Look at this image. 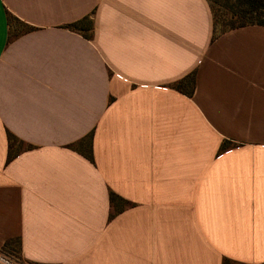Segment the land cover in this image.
<instances>
[{
	"label": "crops",
	"instance_id": "1",
	"mask_svg": "<svg viewBox=\"0 0 264 264\" xmlns=\"http://www.w3.org/2000/svg\"><path fill=\"white\" fill-rule=\"evenodd\" d=\"M212 31L207 0H0V252L264 264V26Z\"/></svg>",
	"mask_w": 264,
	"mask_h": 264
},
{
	"label": "trees",
	"instance_id": "2",
	"mask_svg": "<svg viewBox=\"0 0 264 264\" xmlns=\"http://www.w3.org/2000/svg\"><path fill=\"white\" fill-rule=\"evenodd\" d=\"M237 8V10L234 13V16L238 17V21H232L231 24L226 28L219 31L215 30V26L213 23V31H212V38L217 36L219 33L227 30V29H233L236 27H241L245 25H262L264 26V0H232ZM16 19L12 17L11 15L7 14V21L8 23H13ZM82 21H87L88 25L85 27V30H82L83 36L89 38L90 37V21L88 19H84ZM82 21H76L74 23H71L69 25H66L67 28L73 29V30H79V24ZM32 27L25 25L23 27V30H31ZM175 89L178 91L184 93L185 95L190 96L192 94L193 88H194V71L190 72L186 77L182 78L181 80L175 82L172 85ZM89 138V137H88ZM89 140V139H88ZM7 141L8 144H11L12 141H14V137L12 135L7 134ZM85 156L89 159H91V152L90 147L88 144V148L86 150ZM10 157V154L8 155ZM109 199L112 205L121 206L127 205L128 203L121 199L116 194L110 192ZM11 246L8 248V251H13L17 253L18 248V241L15 240L12 243H10Z\"/></svg>",
	"mask_w": 264,
	"mask_h": 264
},
{
	"label": "rangeland",
	"instance_id": "3",
	"mask_svg": "<svg viewBox=\"0 0 264 264\" xmlns=\"http://www.w3.org/2000/svg\"><path fill=\"white\" fill-rule=\"evenodd\" d=\"M207 2L210 7L216 31L226 29L232 21L239 20L238 17L234 16L237 8L232 0H207ZM87 25V21H82L78 26L80 29L85 30V27H87ZM12 260L14 262L18 261L17 259Z\"/></svg>",
	"mask_w": 264,
	"mask_h": 264
},
{
	"label": "built area",
	"instance_id": "4",
	"mask_svg": "<svg viewBox=\"0 0 264 264\" xmlns=\"http://www.w3.org/2000/svg\"><path fill=\"white\" fill-rule=\"evenodd\" d=\"M0 263L1 264H28V263H24V262H14L9 256L8 254H5L3 252H0Z\"/></svg>",
	"mask_w": 264,
	"mask_h": 264
}]
</instances>
